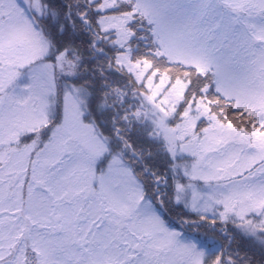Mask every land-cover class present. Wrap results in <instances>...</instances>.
Returning a JSON list of instances; mask_svg holds the SVG:
<instances>
[{
	"label": "snow or ice",
	"instance_id": "snow-or-ice-1",
	"mask_svg": "<svg viewBox=\"0 0 264 264\" xmlns=\"http://www.w3.org/2000/svg\"><path fill=\"white\" fill-rule=\"evenodd\" d=\"M0 264H264V0H0Z\"/></svg>",
	"mask_w": 264,
	"mask_h": 264
}]
</instances>
